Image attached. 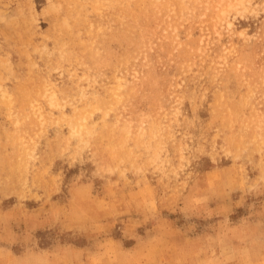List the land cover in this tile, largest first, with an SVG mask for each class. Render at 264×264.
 <instances>
[{
	"label": "rangeland",
	"instance_id": "obj_1",
	"mask_svg": "<svg viewBox=\"0 0 264 264\" xmlns=\"http://www.w3.org/2000/svg\"><path fill=\"white\" fill-rule=\"evenodd\" d=\"M0 264H264V0H0Z\"/></svg>",
	"mask_w": 264,
	"mask_h": 264
}]
</instances>
